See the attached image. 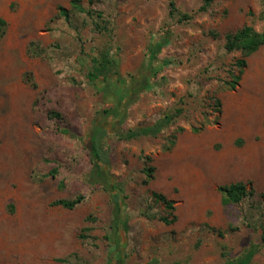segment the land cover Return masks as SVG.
<instances>
[{
	"label": "rangeland",
	"instance_id": "1",
	"mask_svg": "<svg viewBox=\"0 0 264 264\" xmlns=\"http://www.w3.org/2000/svg\"><path fill=\"white\" fill-rule=\"evenodd\" d=\"M71 1L0 0L8 21L0 41V264H224L251 244V264H264V47L245 57L234 89L226 81L244 56L224 48L245 24L264 29V0H215L206 12H197L203 0H177L194 19L170 24L158 58L173 63L152 77L121 128L151 125L175 106L185 112L158 136L132 140L115 133L105 112L114 99L88 74L102 51L122 75L139 71L160 41L169 0H81L92 14ZM100 122L124 194L128 229L118 240L111 194L89 177V137ZM238 181L255 194L224 205L219 187ZM154 193L174 201V223L160 220L171 211ZM80 194L76 208L53 204Z\"/></svg>",
	"mask_w": 264,
	"mask_h": 264
},
{
	"label": "trees",
	"instance_id": "2",
	"mask_svg": "<svg viewBox=\"0 0 264 264\" xmlns=\"http://www.w3.org/2000/svg\"><path fill=\"white\" fill-rule=\"evenodd\" d=\"M94 0H89L93 3ZM215 0H203V3L198 8L197 12H206L213 5ZM81 0H72L71 4L74 8L87 11L81 5ZM59 12L69 17L68 11L64 7H59ZM89 14L94 13L92 9L87 11ZM194 13L185 12L177 5V0H169V15L168 20L163 25V33L159 38L160 41L155 45H151L149 48L148 57L142 64L139 71L134 74L124 76L120 73L117 61L110 55L111 52L102 51L100 56L94 58V69L89 72V79L97 87L99 91L110 92L114 99V107L105 110L110 116L113 117L115 123V133L120 139L132 140L141 136H158L166 128L176 123L177 120L184 114L185 107L182 105L175 106L160 117L155 123L147 126H140L136 128H129L124 130L121 125L126 121L128 116V110L130 106L135 103L141 96V93L145 90L152 88V77H156L162 70L173 63L172 59H159L158 54L164 47L169 45L172 40L173 32L170 24L173 21L178 23H188L194 19ZM99 18H103L102 13H98ZM8 29V21L0 16V41L4 38ZM264 47V29L258 30L253 24H245L242 28L227 35L224 48L227 52L241 51L244 58H240L234 64L233 71L230 72L231 79L226 81L227 87L234 89L237 87L239 81L242 78L244 69L247 65L245 57L250 56L260 48ZM33 86H37L35 82ZM183 99L180 100V104L183 103ZM217 104H220V100H217ZM52 115L60 116V113L55 111L51 112ZM200 128H194L195 131L201 130ZM183 127H179L177 132L174 133L169 140L174 143L177 138V133L182 132ZM110 132L108 128L103 124H94L91 135L89 137V150L91 154L92 170L90 173V181L94 184H100L105 190L111 194L113 202V216L111 222V229L113 232V238L118 240L117 236L120 235L122 230L128 229V222L124 217V201L123 190L119 183L113 178L111 173V155L109 149L106 147V139ZM150 160V157H148ZM147 175L151 177L154 171L153 166H149L147 169ZM57 170H53L52 174H55ZM219 190L222 194V202L224 205L238 204L245 198L253 196L255 189L249 188V185L245 181H238L230 184L221 185ZM155 197L165 203L167 210L171 211L170 215L160 216V220L167 224H172L176 221V216H173V210L175 209L174 201L167 198L164 194L154 193ZM262 202L264 203V192L260 193ZM85 197L80 194L74 198L66 199L61 198L53 202L55 205H60L65 208L73 209L79 206ZM173 216V217H170ZM260 228L262 230L261 245L264 249V215L261 221ZM258 252V246L256 244L249 245L245 251L237 258H226L224 264H251L255 254ZM227 256V255H225Z\"/></svg>",
	"mask_w": 264,
	"mask_h": 264
}]
</instances>
